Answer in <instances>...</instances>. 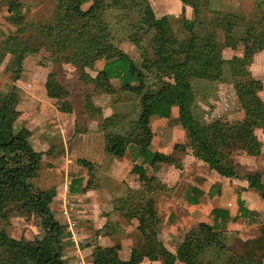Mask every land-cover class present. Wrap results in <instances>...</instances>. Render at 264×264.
I'll return each mask as SVG.
<instances>
[{
    "label": "trees",
    "instance_id": "obj_1",
    "mask_svg": "<svg viewBox=\"0 0 264 264\" xmlns=\"http://www.w3.org/2000/svg\"><path fill=\"white\" fill-rule=\"evenodd\" d=\"M75 1L70 22L61 27L52 23H26L14 34L12 45L15 43L20 47L15 57L17 68L26 53L38 50L33 45L38 42L50 53L52 61L77 67L81 71V79L93 83L96 90L112 93L110 81L116 79L120 91L134 96V119L126 120L125 115L117 113L111 116L112 123H106L102 128L103 151L116 158H122L127 151L131 153L134 165L130 172L143 181V188L129 190V194L115 199L113 203L117 212L129 214L137 220L143 243L133 246L126 261L112 250L95 245L92 263L141 264L147 259L161 260L162 264H218L196 259L184 245L172 253L158 239L159 218L153 198L158 187L154 184L155 177L146 175V169L157 170L162 157L150 148L154 136L150 119H167L172 108L177 107L176 122L184 129L187 139L183 147H187L195 159L219 176L240 177L232 157L240 152L249 156L260 154L261 143L254 132L255 129L264 130V103L258 96L261 83L251 76L247 68L250 54L246 52L243 57L224 59L222 51L226 47H235L234 28L237 24L246 31L245 49L264 50V0H256L251 17L248 20L239 17L240 23H235L234 18L221 11H210L216 14V19L204 21L203 9L207 7V0H180L184 6L190 7L193 17L187 19L183 10L174 21L168 16H155L148 0H106L108 9L117 10L118 17L115 19L118 21L122 17L128 19L126 17L130 12L136 14V20L129 21L127 28L129 40L136 45L141 43L139 34L146 36L138 62L112 44V39L104 33L107 26L103 27L94 18L97 12L95 6L85 11L80 9L81 4L90 0ZM10 7L12 17L20 19L19 5L11 3ZM207 26L212 28L211 31L207 30ZM219 31L222 41L218 39ZM21 35H26L28 40L18 44ZM97 62H102L103 66L93 78L85 70L93 69ZM225 76L232 84L231 89L243 111V118L234 122L219 117L206 120L205 113L199 114L195 106L194 82L217 83ZM44 88L49 98L59 100L68 96V92L56 81L54 73L46 76ZM13 96L0 97V212L12 202L19 203L22 209L31 211L38 219L44 235L40 239L17 240L0 230V242L11 251L12 258L15 254L23 256L24 264H66L61 247L67 237L65 224L55 218L51 207L55 190L33 187L32 179L42 154L29 143V129L23 127L15 132L14 114L9 108ZM138 159L140 161L136 162ZM241 178L264 201V183L260 174L243 175ZM82 181V177L72 179L68 194H78ZM214 188V185L211 186L210 194L214 193ZM187 201L190 204L198 202L191 195L187 196ZM243 202L238 199V211L241 217L247 218L252 211ZM212 213V225L205 222L197 225L196 233L200 240L195 251L201 255L206 249L221 248L217 226L230 219L226 209H213ZM232 253L224 257L222 264H261L264 260V225L246 255Z\"/></svg>",
    "mask_w": 264,
    "mask_h": 264
},
{
    "label": "rangeland",
    "instance_id": "obj_2",
    "mask_svg": "<svg viewBox=\"0 0 264 264\" xmlns=\"http://www.w3.org/2000/svg\"><path fill=\"white\" fill-rule=\"evenodd\" d=\"M255 1L207 0V7L203 9L204 21L216 19V14L210 11L226 13L234 18L235 23H240L239 17L248 20L254 12ZM75 2V0H0V97L14 95L9 108L14 114L15 132L26 127L32 134L33 130L45 128L49 147L45 152H40L42 155L45 154V157H41L37 173L32 179L34 188L45 190L59 188L62 191L61 187L67 181L70 184L75 177L84 178L79 195L60 196L52 210L56 219L64 221L60 217L64 200L75 204L76 213L73 218L77 221L82 235L78 244L84 252L83 261L84 264H93L92 257L88 254L91 252L92 255L95 245H101L102 235L115 239L113 240L115 244L117 241L122 244L125 254L126 245L143 243L142 236L133 227V222L123 219L124 214L117 212L113 203L115 199L129 194V190L143 188V181L137 175L131 173L134 176L131 180L117 182L109 170L111 167L112 170L120 167L122 171L120 177L122 173H128L127 170H131L134 165L131 153L127 151L122 158L101 155L104 152L102 128L106 123H112L110 118L117 113L125 115L126 120L134 119V96L120 91L116 79L110 81L112 93L96 90L93 83L81 79V71L77 67L52 61L50 53L38 42L33 44L38 50L26 53L20 67L17 68L15 57L20 47L15 43L12 45L14 34L24 28L26 23H52L61 27L70 22ZM148 2L158 18L168 16L174 21L181 16L183 10L187 19L193 17L190 7L184 6L180 0ZM11 3L19 5L20 19L12 17ZM92 6L97 8L94 18L99 20L103 27L107 26L106 31L105 29L103 31L112 39V44L138 62L143 47L141 45H144L146 36L139 34L141 43L136 45L129 40L127 28L129 21L136 20V14L130 12L126 17L128 19L122 17L118 21L115 19L118 17L117 10L108 9L106 0H90L81 4L80 9L85 11ZM207 27L206 29L211 31L212 28ZM245 38V29L237 24L234 28L235 47L224 48L222 58L243 57L246 52L250 54L247 57L249 62L247 68L251 76L261 83L258 96L264 103V50L248 51L249 49L243 46ZM218 39L220 41L223 39L220 31ZM27 40L26 35H21L17 43L22 44ZM102 66V62H97L93 69H86L85 73L95 78ZM49 73H54L56 81L68 92L66 98L57 100L48 97L46 102L41 100L44 98L39 97L40 92L44 93L43 85ZM231 88L232 84L227 76L217 83L195 81L194 98L199 114L205 113L206 120L210 117H219L229 122L242 120L243 111L238 106ZM31 95L37 97L32 98ZM89 105L93 110L89 109ZM173 108L177 110V107ZM150 128L154 133L150 148L158 151L162 157L157 170L150 167L146 169V175L155 177L154 184L156 183L158 187L153 195L159 218L158 239L172 253H176L177 248L184 245L187 252L206 263L215 261L222 264L224 257L232 252L236 255H246L264 225V201L249 188L241 176L258 173L264 183V130L255 129L254 132L261 143L260 154L249 156L242 152L234 153L232 159L240 177L223 178L210 170L206 164L195 159L187 147H183L187 144L186 133L176 122L175 114L171 113L167 119L151 117ZM37 141L38 136H34L33 144L37 145ZM33 148L39 151L38 148ZM82 158L85 160L92 158L94 161L95 166H92L87 174L85 168L82 173L79 172L82 169L79 160ZM139 161L138 159L136 162ZM130 185H133L132 188ZM213 185L214 193L210 194L209 190ZM192 191L197 196L196 204L187 201V196L192 194ZM88 193L91 195L88 196ZM238 199L244 201L243 205L252 211V215L247 218L240 216ZM213 208L226 209L231 217L225 224L217 226L218 245L221 248L206 249L201 255L195 251L200 240L196 233L197 225L200 222L210 225L214 223ZM113 217H117L119 222L117 220L113 222ZM217 222H220V218ZM0 230L17 240L40 239L44 235L38 219L31 211L22 209L17 202L8 204L0 212ZM67 243H70L67 239L62 242V249H65ZM225 249L227 250L224 251ZM124 253L121 254L122 258ZM63 254L62 250V256L65 257ZM24 263L23 256L15 254L12 258L11 251L0 242V264ZM66 264H69L68 259ZM156 264H161V260ZM261 264H264V260Z\"/></svg>",
    "mask_w": 264,
    "mask_h": 264
},
{
    "label": "crops",
    "instance_id": "obj_3",
    "mask_svg": "<svg viewBox=\"0 0 264 264\" xmlns=\"http://www.w3.org/2000/svg\"><path fill=\"white\" fill-rule=\"evenodd\" d=\"M43 88H44V85H43ZM41 91H42V89H41ZM42 92H40L41 94H40L39 97L40 98H44V99H41V100L46 102L48 100L47 99L48 97L46 95L45 90H44V93H42ZM31 97L32 98H36L37 96L36 95H31ZM177 112L178 111L175 108H172L171 113L175 114V118L177 117ZM153 118H158V117H153ZM33 131H34V133H32L31 136H30V138L28 139L29 140V143L32 145L33 144V137L34 136H38L37 145H34L33 144L32 146L35 147V148H38L39 149L38 152H45V150H47V148L49 147V144L47 142L46 133H45V128L43 127V128H39V129L33 130ZM152 151L155 152V153H158V151H154V150H152ZM89 154H90V152H89ZM101 155L104 156V157L107 156V154L104 153V152H102ZM42 157H45V154H43ZM79 161L81 162V164H79V165L82 167V169L79 170L80 173H82V171L85 168L86 169V174H87L89 171H91L92 166H95L94 165V161H93L92 158L86 159V160L82 158ZM111 168L110 169L108 168V169L110 171H112V175L115 177V179L117 180V182H125L127 180H131V178H134V176L130 172V169H129V171L127 170L128 173H122V176L120 177V174H121L120 172H122L121 169H120V167H115V168H113V170ZM132 181H133V179H132ZM68 184H69V182L67 181L63 185V187L60 186L61 188H63L62 191H60L59 188L58 189L57 188L54 189L55 190V197L53 199V203L51 204V207H53L54 203H56L59 200L60 196H62V195L63 196L68 195V192H67V187L69 186ZM132 186L130 185V188H132ZM92 194H93V192H92ZM77 195H79V194H77ZM90 195L91 194L88 193V196H90ZM190 195L191 196H194L197 199V196H196V193L195 192L192 191V194H190ZM62 206H63V204H62ZM213 209H216V208H213ZM229 215H230V213H229ZM230 217H231V215H230ZM113 218H112L114 220L113 222H115L116 220L118 221V218L117 217H113ZM122 218L125 219L127 222H130V221L133 222V224H134L133 227L135 228V230L139 234V231H138V222H137V220L134 217L130 216L129 214H124ZM109 219H111V218H109ZM127 226H129V223H127ZM65 233H66V231H65ZM106 235H108V233H106ZM66 239H67V237H66ZM80 240H81V238L78 240V242ZM113 240H115V239H111L108 236H103V235L100 236V244H101L102 247H105V248H108V249L112 250L120 259L125 260V261L128 260L129 259V256H130L131 249L133 248V246L132 245H129V244L126 245L125 248L127 250V254H125L124 253L125 251H124L123 245L122 244H119L118 241L115 244ZM78 242L76 243V245L67 243L66 246H65V249H62L63 252H64L63 255L65 256L66 259H68V263L69 264H84V261H83V254H84V252H83V250H81V247H79ZM122 252L124 253L123 258H122V255H121ZM88 256H91V252L88 254ZM158 262H159V260H157V261H149L147 259H144L141 264H156Z\"/></svg>",
    "mask_w": 264,
    "mask_h": 264
},
{
    "label": "built area",
    "instance_id": "obj_4",
    "mask_svg": "<svg viewBox=\"0 0 264 264\" xmlns=\"http://www.w3.org/2000/svg\"><path fill=\"white\" fill-rule=\"evenodd\" d=\"M76 213L75 204L72 202L65 200L63 203V207L60 212V216L64 220V230L67 233V240L70 244L76 245L78 240L81 238V233L78 228L77 221L74 220L73 216Z\"/></svg>",
    "mask_w": 264,
    "mask_h": 264
}]
</instances>
